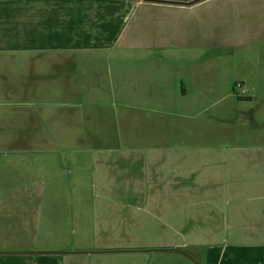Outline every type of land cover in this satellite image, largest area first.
Masks as SVG:
<instances>
[{"label": "rangeland", "instance_id": "1", "mask_svg": "<svg viewBox=\"0 0 264 264\" xmlns=\"http://www.w3.org/2000/svg\"><path fill=\"white\" fill-rule=\"evenodd\" d=\"M143 12H128L131 25L117 31L113 12H0V149L58 138L57 147L95 148L88 201L111 199L90 215L105 225L97 247L138 250L48 264H264L254 221L235 217L264 189L253 186L263 184L264 149L246 144L264 141V38L250 48L189 47L183 14ZM159 139L175 144L149 148ZM139 185L145 197L160 190L153 206L137 202ZM40 261L0 255V264Z\"/></svg>", "mask_w": 264, "mask_h": 264}, {"label": "crops", "instance_id": "2", "mask_svg": "<svg viewBox=\"0 0 264 264\" xmlns=\"http://www.w3.org/2000/svg\"><path fill=\"white\" fill-rule=\"evenodd\" d=\"M193 1L197 0H0V7L4 8H0V12H95L101 17H105L106 12H113L114 16L120 17V23L112 28L116 31L127 24L131 25L128 12L144 11V17L149 12H174L183 14L180 23L184 27L183 35L190 39L184 41L189 47L228 50L238 45L250 48L263 40L264 0H198L189 4ZM160 25L164 26L162 23ZM135 27L143 29V25L138 22ZM105 31L106 27L103 26L101 33ZM108 31L110 32L109 29ZM193 36H196L197 41L191 39ZM156 44L152 47L162 45ZM172 44L177 43L167 45ZM130 48L137 46L131 45ZM140 48H146V45L142 44ZM49 90L53 91L50 92L53 96L60 94ZM49 90L42 91L39 96ZM183 94H186L185 91ZM55 137L58 138L56 133ZM58 139L59 141L45 140L39 145L30 140L20 143V147L0 149V255L34 257L43 264H48L54 258H60L61 262V254L137 252V249L128 251L97 247L99 235L105 232V225L98 230L97 218L90 215L97 208L108 209L106 206L110 204L108 200H111L102 198L103 202L99 204L97 201H88L90 192L97 194L96 183L92 185V181L96 182L95 163L99 159L95 156L93 147H57L64 144L63 140ZM252 139L246 144L255 146L256 150L264 149V141ZM161 140L164 142L161 143ZM161 140H155L149 148L175 144V140ZM142 141L141 145L146 143L145 139ZM81 142L86 144L85 141ZM135 142L140 146L138 141ZM255 160L254 156L249 159ZM258 160L264 162V154ZM262 167L264 168V163ZM262 173L263 184L253 186L264 187L263 169ZM120 189L127 193L130 191L128 185ZM144 189V185L136 188V199L142 208H147L154 205V195H159L160 190L147 191L148 197H145ZM107 190L111 192L110 189ZM255 193V197L251 196L253 199L240 206L246 210L245 213L235 212V217L247 216L254 221L252 234H258V238L264 240V230H261L264 226V189ZM235 202H239L237 198ZM120 216L119 223H127V218Z\"/></svg>", "mask_w": 264, "mask_h": 264}, {"label": "water", "instance_id": "3", "mask_svg": "<svg viewBox=\"0 0 264 264\" xmlns=\"http://www.w3.org/2000/svg\"><path fill=\"white\" fill-rule=\"evenodd\" d=\"M154 1H159V2H168V0H154ZM197 1H198V0H197ZM197 1L189 2V4H193V3L197 2ZM177 251H178V252H181V253H185V252H184V251H182V250H178V249H177Z\"/></svg>", "mask_w": 264, "mask_h": 264}]
</instances>
